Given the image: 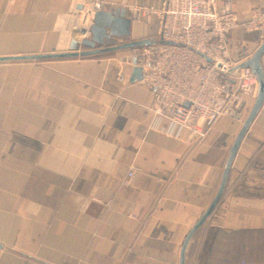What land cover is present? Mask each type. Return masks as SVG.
Segmentation results:
<instances>
[{
  "label": "crops",
  "instance_id": "0c3cea01",
  "mask_svg": "<svg viewBox=\"0 0 264 264\" xmlns=\"http://www.w3.org/2000/svg\"><path fill=\"white\" fill-rule=\"evenodd\" d=\"M161 1L0 0V58L68 52L80 20ZM232 3L240 18L264 11ZM157 27L132 22L129 41L153 42ZM230 42L238 61L258 34ZM105 54L0 62V264H180L216 196L243 121L220 117L201 140L165 135L134 67ZM184 264H264V99Z\"/></svg>",
  "mask_w": 264,
  "mask_h": 264
},
{
  "label": "built area",
  "instance_id": "2783aa9c",
  "mask_svg": "<svg viewBox=\"0 0 264 264\" xmlns=\"http://www.w3.org/2000/svg\"><path fill=\"white\" fill-rule=\"evenodd\" d=\"M128 12L132 20L154 16L158 22L156 39L134 48L132 66L141 69L139 83L160 132L201 140L207 124L220 117L244 121L257 80L250 69L236 70L252 55L234 60L230 35L238 28L255 32L260 47L263 10L250 9L240 18L232 0H162L155 8L133 3ZM260 65L264 72V53Z\"/></svg>",
  "mask_w": 264,
  "mask_h": 264
},
{
  "label": "water",
  "instance_id": "95a60500",
  "mask_svg": "<svg viewBox=\"0 0 264 264\" xmlns=\"http://www.w3.org/2000/svg\"><path fill=\"white\" fill-rule=\"evenodd\" d=\"M81 10V9H79ZM130 27L131 20L126 17V12L123 9H117L112 12L98 11L93 14L91 26L88 29L89 38L79 39L77 34H73L71 44L68 52L63 53H52L47 55H37V56H22V57H3L0 58V62H19V61H43V60H62V59H76L85 58L90 56H95L99 54H104L108 52H115L125 49H134L141 46H148L152 42L149 40L141 41H128L121 45H113L115 40H124L130 37ZM112 45V46H109ZM81 47L85 51H77ZM264 53V43L256 49L251 59L243 64L236 67V70L240 69H250L255 75L257 80V92L254 102L248 111L244 121L242 122V127L229 151L226 166L222 175L221 183L218 192L204 213V215L199 219L196 225L192 228L188 234L180 255V264H184V252L188 241L195 233V231L204 223L213 207L218 201V198L222 192V188L226 179V175L230 166V163L235 155V152L239 146V143L247 130L249 124L257 114L260 109L263 99H264V72L260 65V57ZM133 66H135V60L132 61ZM141 80V69L134 67L131 74V83L139 82Z\"/></svg>",
  "mask_w": 264,
  "mask_h": 264
},
{
  "label": "rangeland",
  "instance_id": "374dc122",
  "mask_svg": "<svg viewBox=\"0 0 264 264\" xmlns=\"http://www.w3.org/2000/svg\"><path fill=\"white\" fill-rule=\"evenodd\" d=\"M127 13H128L127 15L129 16V19L131 20V23L133 22L134 24L135 23H142L143 25L150 26V23L152 21H157L154 16L151 17L148 21H145L144 18H142V17L138 18V20L137 19L132 20V15H131L132 13H129L128 11H127ZM88 24H89L88 22L83 23V21L80 20V22H77L76 26H74L75 30H74L73 34H77L79 39H88L90 36L88 33V28L90 27V25L88 26ZM157 26H158V22H157ZM128 41H129V38L124 39V40H121V39L115 40L113 42L114 43L113 45H121V44L126 43ZM109 46H112V45H109ZM77 51H85V49L79 47L77 49ZM110 57H115L121 63L132 65V58H135L134 49H125V50L118 51V52L106 53L105 55L100 56L98 58L99 59H105V58H110ZM48 61L50 62L52 60L38 61V63L43 64V63H48Z\"/></svg>",
  "mask_w": 264,
  "mask_h": 264
},
{
  "label": "trees",
  "instance_id": "16d2710c",
  "mask_svg": "<svg viewBox=\"0 0 264 264\" xmlns=\"http://www.w3.org/2000/svg\"><path fill=\"white\" fill-rule=\"evenodd\" d=\"M95 56H97V55H95ZM90 57H93V56H90ZM85 58H88V57H85ZM43 61H46V60H43Z\"/></svg>",
  "mask_w": 264,
  "mask_h": 264
}]
</instances>
